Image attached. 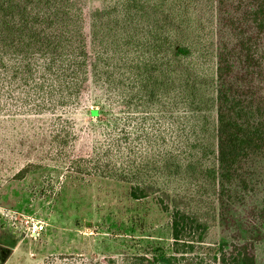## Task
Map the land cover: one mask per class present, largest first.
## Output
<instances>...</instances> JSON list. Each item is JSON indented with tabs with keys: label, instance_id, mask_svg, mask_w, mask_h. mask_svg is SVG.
<instances>
[{
	"label": "trees",
	"instance_id": "trees-1",
	"mask_svg": "<svg viewBox=\"0 0 264 264\" xmlns=\"http://www.w3.org/2000/svg\"><path fill=\"white\" fill-rule=\"evenodd\" d=\"M91 94L88 129L53 118L52 157L170 214L171 253L141 260L257 264L258 225L205 243L264 178V0H0V115Z\"/></svg>",
	"mask_w": 264,
	"mask_h": 264
},
{
	"label": "rangeland",
	"instance_id": "rangeland-1",
	"mask_svg": "<svg viewBox=\"0 0 264 264\" xmlns=\"http://www.w3.org/2000/svg\"><path fill=\"white\" fill-rule=\"evenodd\" d=\"M93 96L53 113L0 115V264H148L143 256L171 253L170 214L155 198L133 199L127 183L74 172L52 157L53 118L72 120L78 132L88 129ZM23 168L30 170L18 178ZM260 182L257 198L225 206L205 246L242 241L257 225L264 233V178ZM170 186L171 193L186 188L180 180ZM32 223L42 224L41 232L28 233ZM252 251L264 264V235Z\"/></svg>",
	"mask_w": 264,
	"mask_h": 264
},
{
	"label": "built area",
	"instance_id": "built-area-1",
	"mask_svg": "<svg viewBox=\"0 0 264 264\" xmlns=\"http://www.w3.org/2000/svg\"><path fill=\"white\" fill-rule=\"evenodd\" d=\"M25 228L27 229L28 233L37 234L41 232V230L43 229V225L38 224V223H32V224L26 225Z\"/></svg>",
	"mask_w": 264,
	"mask_h": 264
}]
</instances>
